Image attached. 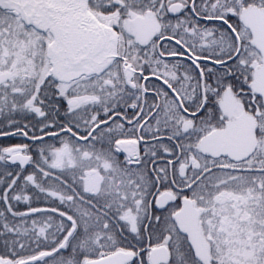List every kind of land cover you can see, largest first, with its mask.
Here are the masks:
<instances>
[{"label":"snow or ice","instance_id":"6c2138e0","mask_svg":"<svg viewBox=\"0 0 264 264\" xmlns=\"http://www.w3.org/2000/svg\"><path fill=\"white\" fill-rule=\"evenodd\" d=\"M0 264H264V0H0Z\"/></svg>","mask_w":264,"mask_h":264},{"label":"flooded vegetation","instance_id":"af4514ba","mask_svg":"<svg viewBox=\"0 0 264 264\" xmlns=\"http://www.w3.org/2000/svg\"><path fill=\"white\" fill-rule=\"evenodd\" d=\"M4 143H7V141L4 140L3 138H0V144H4Z\"/></svg>","mask_w":264,"mask_h":264}]
</instances>
